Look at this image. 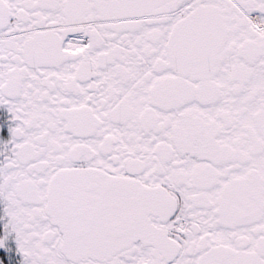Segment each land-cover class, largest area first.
Returning a JSON list of instances; mask_svg holds the SVG:
<instances>
[{"label": "snow or ice", "instance_id": "1", "mask_svg": "<svg viewBox=\"0 0 264 264\" xmlns=\"http://www.w3.org/2000/svg\"><path fill=\"white\" fill-rule=\"evenodd\" d=\"M0 264H264V0H0Z\"/></svg>", "mask_w": 264, "mask_h": 264}]
</instances>
